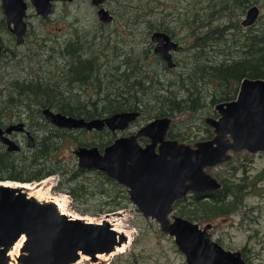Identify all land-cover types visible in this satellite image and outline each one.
<instances>
[{
    "label": "rangeland",
    "instance_id": "1",
    "mask_svg": "<svg viewBox=\"0 0 264 264\" xmlns=\"http://www.w3.org/2000/svg\"><path fill=\"white\" fill-rule=\"evenodd\" d=\"M253 5L258 6L259 16L252 25L244 27L242 21ZM104 6L112 16L109 24L100 22L98 8L91 0H77L65 5L55 0L47 21L38 18L34 8H30L27 22L29 34L34 35L27 38L17 52L25 53L23 64L37 77L40 68L47 70L39 78L50 97L47 101H56L60 79L57 64L60 60L64 62L63 71L71 61L104 57L109 69L96 66L93 76L104 73L108 77L106 83H102L96 94L93 89L88 90L92 97L81 98L85 105L73 106L86 112L96 110L103 113L118 109L119 105L142 104L139 107L149 113L162 111L171 114L174 119L172 134H179L174 138L194 143L209 135L205 129L193 126L201 125V121L214 110L218 102L214 103V97L223 101L228 92L227 98L234 96L230 100H235L238 95V92L235 95L236 82L258 79V76L264 78V0H105ZM155 30L167 33L176 44V52L172 55L174 68L155 53L152 40ZM0 33L4 40L8 38L1 2ZM196 40L200 44L194 48L192 45ZM4 65L0 60V72ZM237 65L240 66L235 68ZM17 66H9L12 76L2 72L0 87L20 75L36 80ZM49 70H52L51 74ZM227 81L232 83L228 90ZM19 88L20 85L11 87L7 96H18L15 90ZM29 91L35 92L31 86ZM103 91L110 94L104 102L98 99ZM134 92L137 95L132 98ZM171 97L179 98L185 104L175 106ZM0 98L5 96L0 95ZM146 115L133 123L128 131L141 125ZM189 124L192 128L187 129ZM38 134L41 136L43 132ZM26 142L21 155L28 153ZM70 150L67 148L66 152ZM73 162L63 160L62 165ZM45 164L49 163L38 161L35 166L24 163L17 171L21 176L29 177L41 168L47 172ZM207 170L219 180L224 178L220 182L221 190H216L211 198L189 192L174 203L170 220L173 222L175 217H181L201 228L210 223L208 232L214 241L227 250L241 252L246 264H264V152H238L230 162ZM3 172L0 170V177L8 176ZM238 183L245 186L242 196L235 192L234 186ZM55 184L57 187L44 186L43 197L51 199V194L67 201L69 194L63 190L71 189L74 184ZM219 191L224 201L217 199ZM108 193L110 191L90 198L85 195L77 202L71 201L66 209L72 214L85 209L90 213L88 219L100 222L106 218L105 213L119 208L114 207V199ZM121 202L124 208L116 210L120 213L114 217L123 219L124 230L130 231L127 250L105 260L92 262L88 259L79 264H189L175 235L164 232L156 219L145 217L133 204Z\"/></svg>",
    "mask_w": 264,
    "mask_h": 264
},
{
    "label": "water",
    "instance_id": "2",
    "mask_svg": "<svg viewBox=\"0 0 264 264\" xmlns=\"http://www.w3.org/2000/svg\"><path fill=\"white\" fill-rule=\"evenodd\" d=\"M100 0H93L98 4ZM102 1V0H101ZM41 12L51 8L50 0H34ZM9 22L14 21L17 32L25 31L24 0H3ZM243 24L252 25L259 16L257 5L249 7ZM98 14L111 20L108 10ZM153 41L170 63L168 50L175 45L165 33H155ZM219 117H208L207 124L214 129V138L191 146L177 140H165L169 118H159L137 135L120 139L107 150L106 156L83 149L82 164L95 165L130 188L132 201L145 217L156 219L164 232L175 235L180 248L186 253L189 264H246L240 252L225 249L214 241L208 232L211 225L201 228L190 220L175 217L170 220L174 203L189 192H202L218 188L220 184L208 172L230 159L229 153L249 151L264 152V78L244 79L235 100L217 106ZM55 123L75 126L85 125L83 120L66 118L47 111ZM136 113H119L107 119L112 127L126 126ZM99 128L103 121H94ZM91 125V124H90ZM18 126V125H17ZM12 126V129L19 127ZM93 126V125H92ZM89 126V127H92ZM1 133V130H0ZM147 135L152 143L142 148L137 137ZM9 149H18L16 142L1 137ZM162 143L160 153L155 146ZM110 223L94 224L62 214L52 202L42 203L12 186L0 185V264H10L9 252L23 235L26 239L20 264H73L83 255L92 262L98 254L112 253L117 245L127 241L125 234H117Z\"/></svg>",
    "mask_w": 264,
    "mask_h": 264
},
{
    "label": "flooded vegetation",
    "instance_id": "3",
    "mask_svg": "<svg viewBox=\"0 0 264 264\" xmlns=\"http://www.w3.org/2000/svg\"><path fill=\"white\" fill-rule=\"evenodd\" d=\"M24 1L27 6L26 13L24 16V25L26 28L24 32H22L21 30L20 31L21 33H18L14 21L9 22L8 20L9 17L6 12L5 6L3 4V0H0L1 8L6 15L7 29L10 35V36L6 35L8 36V38L5 39L6 41H8V43L6 44V41L4 40V38L0 33V58H2L0 60L3 61V63H5V65L2 67L1 70L2 72L8 73L12 76V72L9 70L10 69L9 66L18 65L17 68L20 67V69L28 71L31 74L32 78L36 79L33 81L31 77L23 78L20 75L19 77H14L13 80L12 79L8 80L7 84H5L4 87H0V95L5 96V98H0V105H2L0 109V130H1L0 151L4 153L6 158L8 157L10 160L13 161V164L9 165L11 166V169L9 170H7L6 167L0 165V170L5 171L3 173H6L8 175V176L0 177V185L1 182L4 181H16L19 183L38 182V183H42L39 184V186L43 187L45 191L44 186L46 185L50 184L51 187L53 186L57 187L55 182L60 186L61 184L69 183V185L74 184V186L71 189L63 190L61 188L63 191H66L69 194L67 197L66 208H68L71 201L77 202V200H79L81 197L84 198L85 195H87L88 198H90L98 193L103 194L110 191V193H108L109 194L108 196L113 197L114 199L113 201L115 203L114 207L115 208L119 207L116 210H119L120 207L124 208L121 201H125L126 203L133 204L136 208L139 209V207L131 199L132 193H130L129 187H127L124 183H120L117 179L111 177L109 173L106 170L102 169L101 167H97L95 165L93 166L89 164H82L81 161L83 154H81V152L83 151V149L86 150L95 149L93 151H96V153L99 156L105 157L107 150L110 149L112 145L116 144L118 140L126 137H131L133 135H137L142 128H144L150 122L159 118H169L168 129L166 131L165 140L173 139L182 143H186L184 140H179L174 138L176 136H179V134H177L176 136L172 134V127L174 122L173 117H171V114L162 111H155L153 113H149L145 109H141L139 107V105L142 104L119 105L120 108L118 109L109 108L111 109L110 111H106L103 113H100L96 110H94L93 112L90 111L86 112V110L73 106V104L77 106L81 105V107L85 105L86 103L82 102L81 98L92 97L90 94H88V90L93 89L94 94H96L99 92L102 83L103 84L106 83L108 77H106L104 73L96 77L93 76L96 66L101 67L103 70L109 69V63L104 59V57H101L99 59L84 57L79 60L71 61L69 65H67V69L63 71L62 68H64L63 67L64 62L63 60H60L57 64L58 66H60V69L58 68L57 70L60 79L57 82L59 91L58 93L55 94L56 101L54 102L47 101L50 97L48 96L46 90L44 89L43 81L39 79L42 77L41 75L42 72L44 75L46 74L47 70L43 68L44 71H42L40 68L39 69L40 75H38L37 77L34 72L26 69L27 66L23 64L24 62L23 55H25V53L21 55L19 52H17L18 51L17 49L19 47H23L25 45L26 39L34 35V33L29 34L30 29H29V23L27 22L29 18L30 8H34L38 18L47 21L48 17L52 14L53 3L55 2V0H50L51 8L48 12H41L40 8L34 2V0H24ZM59 1H62V3L65 5L66 3H73L77 0H59ZM91 2H93V0H91ZM104 3L105 0L102 1L100 0L98 4H95V6L98 8L97 13L99 12L100 9L105 8ZM99 20L102 24H106V23L109 24L112 18L111 20H104L101 17H99ZM242 25L244 27H248L243 24V21H242ZM31 32L34 31L31 30ZM158 32L159 31L155 30L153 31V34ZM165 34L168 37H170V35H168L167 33ZM171 41L173 42L172 39ZM196 42L199 41L196 40L192 45V47L195 48L200 44L199 42L198 45L195 46ZM153 43L155 45L154 46L155 53L160 58H162L170 68H174L172 55L174 56V53L176 52V44L168 50V53L171 56V61H172L171 64L170 61L164 57L163 53L157 50V47L159 46L160 43L158 41H153ZM55 64H56V60L53 63V66H55ZM49 71L51 74L52 70ZM2 72H0L1 78H2V74H4ZM69 72L71 74H69ZM67 75H73V77H67ZM258 78H263V77H258ZM242 83L243 81L238 83L236 82L237 86L235 87V91H236L235 95L237 92L239 94L242 87ZM19 85L20 88L18 91L14 89L18 93V96L8 97L7 95H9V89L11 87L14 88V86H19ZM231 85L232 83L230 81H227V86H228L227 90L230 89ZM30 86L32 89L35 90V92L29 91ZM26 92L35 95V97L27 96ZM227 93L223 97V101L222 100L220 101V98L214 97L213 98L214 103L216 100H218V102L215 103L213 107L214 110L201 121V125L193 126L194 128L205 129L209 133V135L206 138L199 140L197 142L186 143V144H189L194 147L195 144L200 141L210 140L214 138L215 136L214 129L207 124L206 119L208 117H214V118L219 117V111L217 108L218 104L231 101L230 99L234 97L233 96L231 98H227ZM40 95H43V97H40ZM109 95L110 94L106 95L103 91L99 93L98 99L99 101L104 102L109 97ZM136 95L137 94H135L134 92L131 94V97L133 98ZM61 99H64L66 101L62 102ZM170 100L172 104L175 106H180L185 104L179 98L171 97ZM211 108L212 107H210V109ZM27 109L28 112H26ZM153 109L156 108L153 107ZM47 111H51L52 113L55 114H60L66 118H73L78 121L83 120L84 123L87 124V127L85 125H82L83 123L81 125L76 124L75 126H67L63 124L59 125V123L57 124L49 119V115L47 114ZM176 111H180V110H176ZM145 112H147L148 115H146ZM119 113H136V115L126 123V126H122V128L110 126L109 123L107 122V119ZM144 115H146L147 117L143 121V123L139 126H136L133 131H128V128L137 120L141 119ZM96 120L99 122L103 121V125L100 128L95 125L96 123H91ZM34 121L36 123H34ZM185 124L187 123L185 122ZM189 125L190 126L188 125L186 126L187 129L192 128V125L191 124ZM12 126H17L19 128L18 129L14 128L12 129L11 132H8L9 128ZM38 132H43V134L40 136ZM1 137H6L16 142L19 148L12 150L9 149V145L5 143ZM25 141H27L26 149L28 150V153L21 155ZM137 143L140 147L145 148L147 147L148 144L152 143V139L147 135H141L137 137ZM161 146L162 143H158V145L155 146V150L157 153H160ZM67 148H71V150L68 153L66 152ZM229 154H230V159H228L226 162H230L235 153L232 154L229 153ZM62 159L67 160V162L69 161V159H71L74 160L75 162H73V164L68 163L62 165L63 164ZM38 161L49 163V164H45V166L48 167L47 172H43L41 168L38 169V173H34L29 177H23L19 174L20 172L17 171L18 168L20 167V164L26 163L35 166L38 165ZM223 163H219L218 165H222ZM208 168H212V167H207L206 172H208L214 179H216V181L220 184V186L215 189L197 192L200 193L203 198L214 197L215 191L219 189L221 190L220 182L224 179L221 178V180H219L212 173V171L207 170ZM244 187L245 186L242 185V183H238L234 186L237 196L238 195L242 196V192L245 189ZM16 189L21 191L18 188ZM219 193L220 194L217 196V199L220 202L224 201L223 197L221 196L222 192L219 191ZM54 198L61 199L63 197L55 196ZM39 202L49 203V202H53V200H44ZM116 210H111L110 212H115ZM78 212L80 214L86 215V216H82L79 213L75 214L76 216H80L83 219V221L94 224H101L102 222H104V220L101 222H95L92 219H88L90 217H88L87 215L90 213L85 209H78ZM71 218L74 217L71 216ZM74 219H79V218H74ZM207 225H210V223L206 224L205 226ZM210 229L211 227L209 228V230ZM235 252H239V251H235Z\"/></svg>",
    "mask_w": 264,
    "mask_h": 264
},
{
    "label": "bare ground",
    "instance_id": "4",
    "mask_svg": "<svg viewBox=\"0 0 264 264\" xmlns=\"http://www.w3.org/2000/svg\"><path fill=\"white\" fill-rule=\"evenodd\" d=\"M250 10V8H249ZM248 10V11H249ZM1 184L3 186H14L18 189H20L21 191L25 192L29 197L31 198H35L38 201H44V200H53L52 203H54L55 205L58 206V209L60 210V212H62V214H67L68 216H73L74 218H79L82 219L80 216H76L72 213H70L69 211H67L66 206H67V201L64 198H54L55 196H52L50 194V198L52 199H47L43 197V193H45L46 191H44V188H38L39 184L42 183H38V182H32V183H19L16 181H4L1 182ZM46 184V183H45ZM120 212H108L106 213V218L104 219V221L110 223V225L113 226L112 230H114L117 234H125L127 237H131L130 231L124 230L123 225V219L121 220L119 217H114L116 214H119ZM124 217V216H123ZM83 220V219H82ZM26 239V235H23L21 237V239L18 240V242H16V244L11 248L9 255H10V264H20L17 260V257L19 256L20 253H22V248H23V242ZM130 244V240L129 241H125L122 245H117L114 249V251L112 253H106V254H98V259L100 260H105L108 257L114 255V254H119L122 252H125L128 248ZM89 257L83 255L81 257V259L73 264H79L81 261L83 260H88Z\"/></svg>",
    "mask_w": 264,
    "mask_h": 264
},
{
    "label": "trees",
    "instance_id": "5",
    "mask_svg": "<svg viewBox=\"0 0 264 264\" xmlns=\"http://www.w3.org/2000/svg\"><path fill=\"white\" fill-rule=\"evenodd\" d=\"M198 43L199 42H196L195 46H197ZM238 66H240V65L235 66V68H237ZM228 70L231 71V69H228ZM233 70L234 69L232 68V71ZM258 77H261V76H258ZM1 107H2V105H0V109H1ZM26 112H28V109L26 110ZM34 123H36V122L34 121ZM10 164H13V161L10 160L8 157L6 158L4 153L2 151H0V165L6 167L7 170H9V169H11V166H9Z\"/></svg>",
    "mask_w": 264,
    "mask_h": 264
}]
</instances>
